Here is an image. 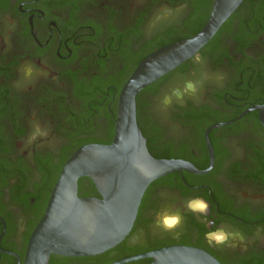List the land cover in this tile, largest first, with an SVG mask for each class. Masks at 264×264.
I'll return each instance as SVG.
<instances>
[{
  "label": "flooded vegetation",
  "instance_id": "af4514ba",
  "mask_svg": "<svg viewBox=\"0 0 264 264\" xmlns=\"http://www.w3.org/2000/svg\"><path fill=\"white\" fill-rule=\"evenodd\" d=\"M213 1L0 0V264L25 263L73 139L112 143L128 59L190 36ZM214 37L141 94L137 117L154 157L205 172L153 181L111 250L53 255L49 264H111L171 245L205 249L223 264H264V0ZM173 216L178 226L164 228ZM218 231L227 239L210 242Z\"/></svg>",
  "mask_w": 264,
  "mask_h": 264
},
{
  "label": "water",
  "instance_id": "95a60500",
  "mask_svg": "<svg viewBox=\"0 0 264 264\" xmlns=\"http://www.w3.org/2000/svg\"><path fill=\"white\" fill-rule=\"evenodd\" d=\"M244 1L214 0L198 33L165 45L139 62L119 92L112 143L83 145L67 159L31 235L24 264H49L52 255L88 257L111 250L131 232L153 181L176 171L205 172L184 160L156 158L149 152L138 124L137 97L195 57ZM84 177L91 179L100 197L79 195V180ZM147 257L152 259L150 264H223L207 250L186 245L167 246L111 264Z\"/></svg>",
  "mask_w": 264,
  "mask_h": 264
},
{
  "label": "trees",
  "instance_id": "16d2710c",
  "mask_svg": "<svg viewBox=\"0 0 264 264\" xmlns=\"http://www.w3.org/2000/svg\"><path fill=\"white\" fill-rule=\"evenodd\" d=\"M254 0H245L241 6L237 9V11H235L233 13V15L222 25V27L219 29L217 35L222 32V30H224L225 26L226 25H229L232 21L233 18H235V16L245 7L247 6L250 2H252ZM210 11H211V6H210V10H208V12L206 13L205 15V18L200 22L199 26L197 27V29H195V31L190 35V36H187L186 38H189V37H192L194 36L196 33H198L201 28L203 27L202 25L205 24L206 22V19L208 18L209 14H210ZM214 37V39L216 38V36ZM180 39H185V38H169L167 40H165V42L163 43H157V44H152L150 45L148 48H149V51L144 54L142 57L140 58H137V57H130L128 59V62H127V65H128V68L126 69V71L121 75L120 79H119V85H118V93H117V99H118V95H119V92L121 90V87L124 85V83L127 81V79L130 77V75L132 74V72L134 71V69L136 68V66L139 64V62L145 58L146 56H148L150 53H152L153 51L165 46V45H168V44H171V43H174ZM213 39V40H214ZM157 82L150 85L149 87L145 88L144 90H142L140 92V94L138 95L137 97V117L139 116V109H140V105H141V94H144V92L150 90V88L153 86H157ZM116 108H117V100H116V103H115V108H114V112L116 114ZM138 122H139V118H138ZM140 125V123H139ZM113 126V125H112ZM91 143H97V142H94L91 138H86V139H82V140H76V139H73V143H72V149L70 150V152L65 156V158L63 159L62 161V166L63 164L65 163V161L74 153V151L79 148L80 146L82 145H86V144H91ZM100 143V142H98ZM61 166V167H62ZM61 170V168H60ZM59 170V171H60ZM60 172H58L59 174ZM57 179V178H56ZM88 182V186L85 187V183ZM94 195V194H97L98 197H100V195L98 194V191L94 185V183L91 181V179L87 178V177H84V178H81L79 180V195L82 196V195ZM53 257V255H52ZM50 264H53L51 263L50 261Z\"/></svg>",
  "mask_w": 264,
  "mask_h": 264
},
{
  "label": "clouds",
  "instance_id": "9594fccd",
  "mask_svg": "<svg viewBox=\"0 0 264 264\" xmlns=\"http://www.w3.org/2000/svg\"><path fill=\"white\" fill-rule=\"evenodd\" d=\"M200 208L206 209V204L201 202ZM179 223H180L179 216L164 217L163 219V227L169 230L177 227ZM158 226H159V222H158ZM207 238L209 239L210 242L214 240L217 244H220L227 239V234L222 231H218L216 233H209Z\"/></svg>",
  "mask_w": 264,
  "mask_h": 264
},
{
  "label": "rangeland",
  "instance_id": "374dc122",
  "mask_svg": "<svg viewBox=\"0 0 264 264\" xmlns=\"http://www.w3.org/2000/svg\"><path fill=\"white\" fill-rule=\"evenodd\" d=\"M191 78H193L192 75H191ZM178 85H182L181 82H178V81L169 82V86H178Z\"/></svg>",
  "mask_w": 264,
  "mask_h": 264
}]
</instances>
